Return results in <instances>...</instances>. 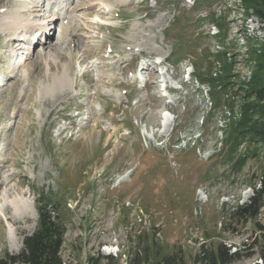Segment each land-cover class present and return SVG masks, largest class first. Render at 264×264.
Returning a JSON list of instances; mask_svg holds the SVG:
<instances>
[{
  "label": "rangeland",
  "instance_id": "1",
  "mask_svg": "<svg viewBox=\"0 0 264 264\" xmlns=\"http://www.w3.org/2000/svg\"><path fill=\"white\" fill-rule=\"evenodd\" d=\"M241 4L0 0V257L47 206L69 263L136 252L142 264H205L224 245L234 264H264V205L232 214L259 187L263 142L243 144L237 154H258L238 167L221 129L234 95L221 83L250 76L246 46L264 51V23ZM61 74L73 92L51 104L39 89ZM15 198L34 220L12 217Z\"/></svg>",
  "mask_w": 264,
  "mask_h": 264
},
{
  "label": "trees",
  "instance_id": "2",
  "mask_svg": "<svg viewBox=\"0 0 264 264\" xmlns=\"http://www.w3.org/2000/svg\"><path fill=\"white\" fill-rule=\"evenodd\" d=\"M241 5L246 13L257 16L264 23V0H241ZM246 61L244 67L250 71L248 78L237 79L238 75L221 83L227 90L230 89L234 95L229 104L231 112L221 129L227 130L225 142L228 143L229 151L232 152V165L243 166L247 159L258 154L256 146L250 148L243 154H237L238 149L248 142H263L264 148V51L255 46H246ZM229 84H235L232 87ZM239 97L237 106H233ZM234 108H236L234 110ZM253 195L249 201L237 206L233 215H241L244 219L255 217L264 205V169L262 170L259 187L253 185ZM54 209L50 210L39 207L38 227L26 235L22 241L21 249L16 253L6 252L0 257V264H73L66 262L61 256L63 245V228L59 223ZM262 251L264 252V225L257 224ZM264 259V254L261 253ZM239 258V253H229L224 245H219L216 252L206 257L205 264H234ZM98 260L89 258V264H97ZM167 263V259H165ZM129 264H142V260L135 252L129 257Z\"/></svg>",
  "mask_w": 264,
  "mask_h": 264
},
{
  "label": "bare ground",
  "instance_id": "3",
  "mask_svg": "<svg viewBox=\"0 0 264 264\" xmlns=\"http://www.w3.org/2000/svg\"><path fill=\"white\" fill-rule=\"evenodd\" d=\"M11 15H10L11 16L10 17L11 24L13 26L15 24L17 25L18 17L16 15H14V14H11ZM67 80H66V76L64 74H61L60 76H56V77L52 78L51 82L48 83L46 86H42L39 89V91L45 97L46 101H49L51 104H56V103L59 102V99H60V98H56L55 97L56 94H58L59 92L63 91L64 89L67 90V94L66 95H68L69 92L70 93L73 92V89H72L73 84L72 83H68ZM160 125L164 129H166V126H167L166 120L163 119L161 121ZM9 205H10V208L12 210V212H11L12 213V217L14 219L27 218V219H33L34 220L36 218L35 210L23 198H20V199L15 198V199H13L12 201L9 202ZM3 213L0 212L1 216H3V218L5 219V216H4ZM6 232H7V239H8V242H9V248L10 249H18V247L20 246V243L17 242L19 237L17 236V234L15 233L14 229L12 228V226L8 222L6 223Z\"/></svg>",
  "mask_w": 264,
  "mask_h": 264
}]
</instances>
